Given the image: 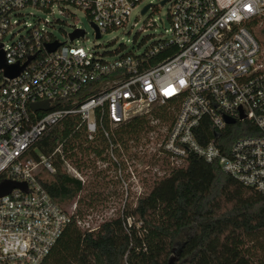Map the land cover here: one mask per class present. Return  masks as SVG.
<instances>
[{
	"label": "built area",
	"instance_id": "2783aa9c",
	"mask_svg": "<svg viewBox=\"0 0 264 264\" xmlns=\"http://www.w3.org/2000/svg\"><path fill=\"white\" fill-rule=\"evenodd\" d=\"M147 5L146 13L167 5L170 28L141 55L87 50L79 44L86 35L81 28L60 43L40 19L25 22L29 8L60 16L76 10L102 38L124 29L132 12L141 14ZM263 25L264 0H0L6 64L21 66L32 57L13 79L0 69V183L26 185L0 196V264H41L65 228L80 223L76 205L66 209L53 201L41 174H54L53 159H59L67 175L83 179L62 145L50 156L34 148L68 118L77 120L74 131L82 129L87 142L103 136V155L121 178L113 130L171 103L173 120L159 150L172 165L193 155L264 195V48L252 33ZM76 30L83 33L71 40ZM169 48L167 58L141 69ZM41 102L49 109H31Z\"/></svg>",
	"mask_w": 264,
	"mask_h": 264
},
{
	"label": "trees",
	"instance_id": "16d2710c",
	"mask_svg": "<svg viewBox=\"0 0 264 264\" xmlns=\"http://www.w3.org/2000/svg\"><path fill=\"white\" fill-rule=\"evenodd\" d=\"M257 31L264 34V25L252 30L254 36ZM172 50L159 51L141 69L155 66ZM171 107V103L154 106L117 126L112 135L115 155L122 158L123 150L133 157L129 149L152 131L150 118L170 126ZM76 122L65 119L34 148L50 156L62 145L66 159L79 171L93 160L107 161L103 136L97 133L87 142L82 129L74 131ZM158 162L167 173L155 176L135 206L125 207L94 231L73 220L41 264H264V195L225 174L216 163L193 155L174 166L160 151ZM53 166L55 173L49 180L42 179V184L51 199L63 206L86 188L67 175L59 159H53ZM94 194L84 195L88 208Z\"/></svg>",
	"mask_w": 264,
	"mask_h": 264
},
{
	"label": "rangeland",
	"instance_id": "374dc122",
	"mask_svg": "<svg viewBox=\"0 0 264 264\" xmlns=\"http://www.w3.org/2000/svg\"><path fill=\"white\" fill-rule=\"evenodd\" d=\"M26 14H31L25 19L26 23L33 24L36 19H40V24L48 30L53 37L60 43H64L74 28H81L85 31V38L79 41L81 47L87 50H94L99 54L111 52L112 57L120 53H133L141 55L152 48L165 30L170 28L168 18V6L154 8L146 14H140V9L132 12L130 19L124 29H118L110 34H105L102 38L96 39L93 28L85 15L73 10L72 15L60 16L57 11L47 15L38 9H27ZM35 18H33V17ZM47 20V24L43 21ZM154 22V23H153ZM151 25V26H150ZM259 45L264 48V34L255 33ZM150 108L149 112L151 109ZM152 131L146 139L140 141V145L132 146L128 154L133 157L130 159L121 150L122 158L117 156L118 164L121 167L122 177L116 176V165L108 160H93L83 171H79L69 160L71 168L79 173L83 179L85 192L79 194L63 207L69 209L76 205L79 212V227L82 229H95L100 223L116 217L125 207L132 208L137 200L143 197L151 187L155 176L162 177L165 169L158 162L159 146L164 139L169 125L159 119L150 118ZM175 164H178L174 162ZM182 165V164H181ZM178 166V165H175ZM180 166V165H179ZM130 170L136 173V178H131ZM42 179L49 180L50 174H41ZM95 193L92 206L88 208L83 202L86 197Z\"/></svg>",
	"mask_w": 264,
	"mask_h": 264
},
{
	"label": "water",
	"instance_id": "95a60500",
	"mask_svg": "<svg viewBox=\"0 0 264 264\" xmlns=\"http://www.w3.org/2000/svg\"><path fill=\"white\" fill-rule=\"evenodd\" d=\"M164 2H161V5ZM150 5L145 6L142 11L141 14L146 13V11L149 9ZM82 30H76L73 33L70 34V39H74L76 37H79L82 35ZM96 38H99V34L96 33ZM48 50L49 51H53L56 47H57V43L48 45ZM32 57H29L28 61L31 60ZM28 61L19 66L18 64H14V65H7L4 59V54L2 51H0V69H2L4 71V75L8 78V79H13L14 77H16L19 73H21V71H23V69L25 68V66L27 65ZM31 109L33 111H38V110H47L49 109L48 103L46 102H41V103H34L31 104ZM227 123H233L232 120H226ZM218 136L215 135V138H217ZM13 188H19L22 190H26V185L24 183H16V182H10V181H2L0 183V196L9 193Z\"/></svg>",
	"mask_w": 264,
	"mask_h": 264
}]
</instances>
